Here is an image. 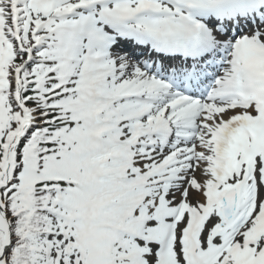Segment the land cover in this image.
Here are the masks:
<instances>
[{
	"label": "snow or ice",
	"instance_id": "1",
	"mask_svg": "<svg viewBox=\"0 0 264 264\" xmlns=\"http://www.w3.org/2000/svg\"><path fill=\"white\" fill-rule=\"evenodd\" d=\"M0 264H264V0H0Z\"/></svg>",
	"mask_w": 264,
	"mask_h": 264
}]
</instances>
